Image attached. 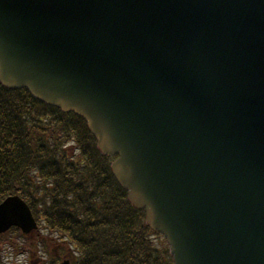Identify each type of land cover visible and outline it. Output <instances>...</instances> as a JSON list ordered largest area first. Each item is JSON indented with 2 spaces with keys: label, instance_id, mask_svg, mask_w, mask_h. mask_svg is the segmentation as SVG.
<instances>
[{
  "label": "water",
  "instance_id": "obj_1",
  "mask_svg": "<svg viewBox=\"0 0 264 264\" xmlns=\"http://www.w3.org/2000/svg\"><path fill=\"white\" fill-rule=\"evenodd\" d=\"M0 82L88 121L175 264H264V0H0Z\"/></svg>",
  "mask_w": 264,
  "mask_h": 264
},
{
  "label": "trees",
  "instance_id": "obj_2",
  "mask_svg": "<svg viewBox=\"0 0 264 264\" xmlns=\"http://www.w3.org/2000/svg\"><path fill=\"white\" fill-rule=\"evenodd\" d=\"M113 161L83 118L0 84V204L12 195L29 204L47 232L25 243L43 245L49 264L64 256L72 264H174L163 236L116 181ZM22 237L14 228L0 244Z\"/></svg>",
  "mask_w": 264,
  "mask_h": 264
},
{
  "label": "rangeland",
  "instance_id": "obj_3",
  "mask_svg": "<svg viewBox=\"0 0 264 264\" xmlns=\"http://www.w3.org/2000/svg\"><path fill=\"white\" fill-rule=\"evenodd\" d=\"M20 259H22V258L20 257Z\"/></svg>",
  "mask_w": 264,
  "mask_h": 264
}]
</instances>
